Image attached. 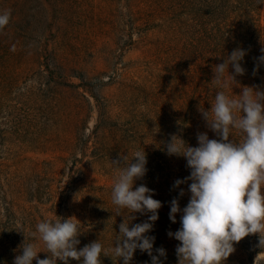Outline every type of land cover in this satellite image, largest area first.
Segmentation results:
<instances>
[{
	"label": "rangeland",
	"instance_id": "1",
	"mask_svg": "<svg viewBox=\"0 0 264 264\" xmlns=\"http://www.w3.org/2000/svg\"><path fill=\"white\" fill-rule=\"evenodd\" d=\"M149 1L0 0V14L11 13L0 28V264H14L24 243L37 244L38 258H48L43 242L33 237L44 220L77 219L82 236L93 240L111 235L113 227L119 232L129 215L149 222L150 213L127 209L113 221L112 186L128 152L108 131H117V139L132 133L131 147L159 142L157 157L165 159L161 150L171 142V84H162L161 76L169 81L171 57L154 50L170 34L159 29L156 14L152 23L143 18ZM155 2V12L163 5L171 9V0ZM153 75L159 83L151 81ZM101 107L107 116L100 125L105 138L95 153L81 154L83 142L94 140ZM206 128L209 139H220ZM232 136L240 140L239 133ZM73 153L84 176L69 183ZM158 165L152 164L156 174L165 168ZM188 197L189 203L191 192ZM254 236L259 234L249 235ZM259 260L264 254L254 262Z\"/></svg>",
	"mask_w": 264,
	"mask_h": 264
},
{
	"label": "clouds",
	"instance_id": "2",
	"mask_svg": "<svg viewBox=\"0 0 264 264\" xmlns=\"http://www.w3.org/2000/svg\"><path fill=\"white\" fill-rule=\"evenodd\" d=\"M10 15L9 10L0 14V28L8 24ZM245 55L244 50L236 49L214 68L212 82L220 90L211 110L203 111L202 115L220 139L198 134L199 146L191 147L173 135L166 145L169 155L185 157L191 169V175L186 178L192 181L191 198L183 209L181 228L174 234L168 233L180 241L176 248L178 264H223L235 251L234 244L250 234H259V247L264 248V92L243 87L241 94L233 98L225 91L235 83V77L228 72L229 64L236 75H243L245 69L240 62ZM258 59L264 63V55ZM233 132L239 133V141L233 138ZM133 159L134 163H126L127 157H123L126 166L118 171L112 186L116 215H122L125 209L130 213H151L148 221L155 222L161 202L153 199L152 190L144 185L133 190L135 180L147 171L146 154L136 151ZM113 164L119 166L118 162ZM184 182L177 180L174 187ZM183 194L181 190L180 195ZM180 211L178 201L173 199L169 214L173 223ZM131 219L135 217L129 216L119 225L120 236L110 251L122 258L123 264H130L137 249L147 252L152 264H161L159 257L153 255L155 237L146 235L153 224L143 222L129 228ZM79 234L77 219L41 221L33 237L43 242L48 258H38L41 251L37 244L24 243L22 254L15 257L14 264H32L34 259L36 264H57V259L63 264H68L70 259L81 264H101L103 245L96 241L78 250ZM156 251L159 256H165L163 248Z\"/></svg>",
	"mask_w": 264,
	"mask_h": 264
},
{
	"label": "trees",
	"instance_id": "3",
	"mask_svg": "<svg viewBox=\"0 0 264 264\" xmlns=\"http://www.w3.org/2000/svg\"><path fill=\"white\" fill-rule=\"evenodd\" d=\"M152 3L157 5L155 0H152ZM152 3L149 1L150 9L145 13L146 17L143 18L152 23V20H157L154 17L156 14L160 22L159 29L166 37L170 34L167 38L165 37L166 40L158 44L154 52L166 53L171 57V62L167 65L169 81L161 76L162 84H171V138L176 135L187 146L198 147V134H203V126L205 132L208 129L202 112L211 110V103L214 102L216 92L220 90L212 82L215 75L214 68L224 63L234 50L242 49L246 52L240 62L245 72L243 75H236L229 64L228 72L235 77V83L230 84L229 88L225 90L226 94L235 98L241 94L243 87H251L264 92V63L258 59L264 55V51H262L264 49V0H171V9H167L163 5L159 12L154 11ZM46 68L45 72H47ZM254 69L258 70L254 72ZM162 71L163 69L160 70V72ZM151 79V81L159 83L158 78L154 75L151 76ZM87 92L95 102H100L99 97L92 91ZM106 118L105 108L101 107L98 121L93 130L94 140L92 142L88 139L83 142L81 154L85 155L86 150L95 153L99 148L101 138H105L103 134L100 135V125ZM108 131L113 140L119 141L125 152H128L126 163L135 162L133 155L136 151L145 152L148 172L142 178L135 180L133 190L141 183L150 184L148 188L152 190V198L159 200L162 205L158 210V219L155 222L149 221L153 227L146 235L155 237L153 255L159 257L161 264H178L176 248L180 241L176 240L174 235L170 237L168 233L174 234L180 230L183 209L187 206L189 199V185L192 181L186 180L191 175L186 158L164 153L167 151L166 149L161 150L165 159L164 157L161 159L162 156H158V158L157 155L160 154L159 142H146L139 147H131L130 142H136L132 133H127L123 138L117 139V131L111 129ZM97 143L99 144L97 145ZM161 143L165 145V142ZM116 145L118 143L110 145V147ZM69 155L70 153H67V156ZM72 157L68 174L69 183L78 181L84 176V173L79 175L81 168L76 165L80 158L78 159L74 153ZM152 159L155 160L150 163ZM120 161L121 164L124 163L123 157ZM170 161L171 168L168 167ZM152 164H159L158 166H165V168L156 174ZM80 165L82 166V161ZM169 173L171 176L168 177ZM177 180L185 182L181 183L179 187H174ZM181 190L184 193L182 196L180 195ZM173 199L178 201L181 209L176 213L175 223L169 218ZM111 214L113 221L118 220L115 219L116 213ZM139 220V216L131 219L129 228L145 222ZM114 225L116 224L114 223ZM108 231L111 235L103 237L101 240L82 236L80 231L77 239L80 241L79 244L89 245L92 242L100 241L105 246L100 258L101 264H123L122 258L118 259L110 251L120 233L116 227ZM160 248L165 250V256H159L156 250ZM234 248L235 251L227 258L228 262H230L228 259H232L229 264H264V260L254 262L258 254H264V248L259 247V236H254L251 239L248 235L239 243L234 244ZM130 264H152V258L147 252L137 249Z\"/></svg>",
	"mask_w": 264,
	"mask_h": 264
}]
</instances>
